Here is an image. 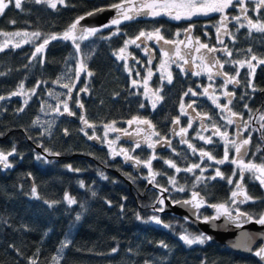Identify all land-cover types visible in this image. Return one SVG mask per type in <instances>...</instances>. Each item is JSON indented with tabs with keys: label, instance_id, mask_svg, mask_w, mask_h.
I'll use <instances>...</instances> for the list:
<instances>
[{
	"label": "trees",
	"instance_id": "1",
	"mask_svg": "<svg viewBox=\"0 0 264 264\" xmlns=\"http://www.w3.org/2000/svg\"><path fill=\"white\" fill-rule=\"evenodd\" d=\"M114 2L118 0H66L67 7L59 5L53 10L28 0L21 9L10 5L0 15V45L5 41L9 45L0 52V73L4 74L0 75V95L6 97L0 100V132L4 133L0 136V149L7 151L15 144L19 153L9 157L12 168H0V264H29L28 258L34 257L38 250L37 264H54L53 256L59 259V264H145L146 261L148 264H264L254 255L244 257L226 246L213 245L208 240L200 245H185L179 239L180 234L186 229L196 235L199 233L183 218L154 211L155 207H159L158 189L168 188L167 192L173 201L183 200L189 194L177 191L176 186L182 187V183L191 189L197 183V176L202 177V182H198L211 185L199 189L209 203L229 205L227 180L219 177L215 180L204 179L215 175L210 164L212 161L201 162L198 151L194 154L186 143H182L180 138H173L171 133L175 117L179 116L181 127H187L191 121L188 116L181 115V102L186 105L196 98L208 100V96L183 95L189 88L197 91V78L173 67L174 63L169 62V68L165 55L168 44L162 41L157 43L144 40L139 48L129 45L124 54L127 56L126 61L118 60L114 55L126 39L135 38L140 31L150 32L160 28L166 39L180 41L183 30L194 23L193 32L197 38L207 33L210 38L213 37L207 43L220 49L227 45L232 51L231 57L223 52L221 62L245 60L250 55L248 49L258 58L264 59V33L254 29L249 31L247 27H232L231 35H228L230 37L225 39L223 45H219L216 41V28L209 23L201 24L203 30L207 26L205 32L201 33V26L195 20L186 23L168 17L137 16L119 25V35H112L116 30L113 26L78 40L79 53L72 40H52L43 54H38L30 62L36 46L42 43L45 36L62 34L77 17L86 16V13L98 8H106ZM25 32H40L41 37L25 42L27 38L23 35H11ZM232 36H235V41ZM16 43L21 46L12 47ZM81 58L94 75L88 77L81 73L79 79H76L75 69ZM41 59L43 63H40ZM164 62L166 67L162 68ZM149 69L153 74L145 88L144 79ZM237 69L240 72V83L239 87L234 86L229 90L235 93L229 107L242 115L247 110L244 105L246 101L258 97L247 87L248 81L251 80V85L257 91L264 90V80L260 79L264 78V65H257L254 78L246 65L240 68L226 63L223 68L229 75H235ZM67 72L71 80L63 81ZM169 72L173 77L171 84L167 82ZM133 80L138 81L136 86H133ZM37 81L45 83L32 95L30 90ZM21 82L27 94L10 96L11 92L18 90ZM217 82L223 91V80ZM63 84L75 85L70 94ZM85 87L87 92L80 91ZM157 89H160L159 95L163 100L153 109V93ZM25 100L28 101L26 106ZM77 101L84 105L82 109L77 106ZM62 102H67L75 115L63 113ZM57 106L59 112L55 111ZM21 107L24 111L17 113L16 110ZM196 109L211 117L209 127H213L215 122L220 131L235 132V127L227 123L225 112H215L218 118L213 121L214 113L209 103L197 104ZM81 116L93 127H87L80 119ZM133 117L146 119L154 126L133 123L135 127L144 130L146 141L155 142L160 137H167L171 141V148L160 153L154 152L157 159L152 161V169L164 174L155 177L151 182L152 187L146 181L150 175L143 164L141 173L135 174L124 165V155H114L124 149L129 155L141 160L152 156L153 151L148 148L146 141L142 143L137 140L140 147L136 148L134 141L120 136L121 132L130 128L128 121ZM44 118L50 121L43 130L41 122ZM106 125L110 127L106 128ZM198 130V125L192 124L186 140L199 150L204 144L197 138ZM154 132H158L160 137L154 135ZM89 136L93 139H89ZM45 149L49 152H45ZM38 154L44 159H36ZM44 154L60 156L61 159L47 158ZM218 154L217 157L221 158V153ZM165 160H172L182 170L177 173L164 163ZM194 163L201 164L206 172L201 173L200 169L183 171ZM68 165L73 170H69ZM170 176L175 178V186L168 182ZM81 182L84 187L80 186ZM33 185L37 188L39 198L31 195ZM66 193L78 203L69 206L64 201ZM45 200L60 203L49 208ZM78 213L81 216L79 221L75 219ZM137 213L142 219H137ZM153 215L159 216L163 223L171 227L144 222ZM3 220H7L8 224H4ZM22 225H26L28 230L22 228ZM65 240L70 241V244L67 248H61V242ZM160 241L169 247L161 248ZM9 244H14L21 254L9 248ZM113 248L117 251L113 252Z\"/></svg>",
	"mask_w": 264,
	"mask_h": 264
},
{
	"label": "snow or ice",
	"instance_id": "2",
	"mask_svg": "<svg viewBox=\"0 0 264 264\" xmlns=\"http://www.w3.org/2000/svg\"><path fill=\"white\" fill-rule=\"evenodd\" d=\"M22 2H28V0H0V15H3L5 10L8 9L10 5L14 6L16 9H21L22 8ZM30 2L37 4V5H40V4L46 5L48 8H51L53 10L57 9L58 4L60 6H64V7L68 6L66 4V0H30ZM249 3L255 4V7L252 9V11H254V12L259 13L261 10H264V0H118V2H114L110 5H108L106 8H98V9H95L91 12L86 13L85 15L86 16H93V15H95L99 12L105 11V10H114L115 15L113 16V18L110 20L109 23L104 24L102 27L111 29L113 26H115L116 30L114 32H112V35H119V34H121V30L119 28V25H121L122 23L127 22V21H132V20L136 19L137 16H141V15L151 16L154 18L159 17V16H168L171 19H174L177 21L182 20V19L191 21L193 19V17H197L200 15L209 16L211 14H219V19L216 21V24H214L212 26L216 28L217 42L219 44L223 45L224 41L222 39H220V36L222 34L231 35V33L228 32V28H227V25L231 21H235L237 24H239L240 28H244L245 26H247L249 31L254 29L257 32L264 33V22H261L260 20H256L254 22L253 19L247 15V12L249 10L247 7V4H249ZM230 8L238 9L239 13L243 16V19L247 21V25H245L244 23H241V15H233L230 18L229 13H228V10ZM84 19H85V16L77 17L62 34H55L54 33V34L45 36L43 38L42 43H40L39 45L36 46L35 51L31 55L30 62H31V60H35L37 58L38 54H41V55L43 54L46 46L50 43V41L57 40V39L72 40V42L75 45L76 52L79 53L80 52V44L77 41L86 39L88 36H94V35H96L97 32L101 31V28H96V27H92V28L80 27V22ZM13 23H14V21H13ZM194 27H195V24L190 23L189 26L183 30L184 33L186 35H188V38H189L188 42L189 43L192 41L190 34H191L192 29ZM238 30L239 29H237V31ZM11 35H13V36L23 35L24 37L27 38L25 40V42H30L31 38L40 39V37H41L40 32H32V33L25 32L23 34L13 33ZM176 35L179 36L180 33L177 32ZM205 35H207V33H205ZM104 38L108 39L110 37H104ZM232 39H233V41H235V36H232ZM144 40H154L157 43L162 41L163 44L173 45L177 52H179V50H180L178 47L179 45L187 46V44L184 40L175 41V40L166 39L165 36L161 33V29L155 28L153 31H150V32L140 31L139 34L135 38L126 39L124 41V45L118 50V52L114 53V55L116 56V58L118 60L126 61L127 56L124 54L126 53V50L128 49L129 45H135L137 48H139V47H141V44L143 43ZM137 41H140V43H137ZM195 44H196L195 51L200 52L201 49H204L206 51L201 54V57H200L201 63L199 65H196L198 70L194 74L195 75H202V74H205V72H206L208 75V79L210 81L213 80L214 76H223L224 77L223 87L225 89H227L228 84L238 85L240 83V80L238 79V77L240 76V72L238 69L236 70L235 75H229L227 72L221 71L224 68V65L226 63H231L234 67L238 65L240 68H243L246 65L247 68L249 69L250 75H253L255 73V69H256L257 65H264V59L258 58L255 54L252 53L251 49L247 50V52L250 55L245 60H230V61L221 62V60L219 58H217L215 55L209 56L208 54H214L216 52L223 51L228 57H231L233 55V53L231 50H229L227 45H225L222 49L216 48L215 46L210 47L207 43H201L198 38L195 40ZM8 46H9L8 41H5V43L3 45H0V52L4 51L5 48ZM20 46L21 45L19 43L12 45V47H17V48ZM145 52L147 54V49H145ZM165 55H168V53L165 52ZM133 59H135V58L133 57ZM179 59L183 60L185 64L188 63V61L185 60L183 56H180ZM253 61H255L256 63L254 64ZM150 62L151 61H149V63ZM173 62L175 63L176 61H173ZM40 63H43V59L40 60ZM25 67H28V65H25ZM125 67H127L126 63H125ZM163 67H166V62L162 63V68ZM177 67H180L181 71H185V69H183V67H181V65L177 64ZM213 69H216V71L213 72ZM81 73L86 74L88 77H91L92 75H94V73L88 69L87 64L84 62L83 58L80 59L78 67L75 69L76 79H79ZM152 74H153L152 71L149 69L148 70V76L145 77V79H144L145 88H147V81L152 76ZM0 75H4V74L0 73ZM137 75H139V72H137ZM58 79H60V78H58ZM172 79H173V77H172L171 73L169 72L167 75V82L169 84H171ZM42 83H45V82L44 81H37L36 85L30 90L32 95L36 94V89L39 88ZM132 84H133V86H136L138 84V81L133 80ZM62 86L67 88L69 91V94H70L72 91V87H74L75 85L74 84L73 85L63 84ZM248 86H250V87L252 86L251 80L248 81ZM211 87H212L211 85H209L208 87H205L203 90V93H198L197 91L193 90L192 88H189L186 92H184L183 95L184 96H189V95H191V96H197V95L208 96V98L212 100V103L217 108H219L221 112L227 111V113L229 114V116L227 118V123L233 124L234 121L231 117H235V116L239 115L238 113L233 112L232 109L229 107V105L232 104V97L235 95V93L225 90L223 92V95L227 98V103L224 105H221L218 102V99H219L218 97H215L214 95H209V89ZM253 90H255V89L253 88ZM80 91L87 92L88 89H87V87H85L83 89H80ZM159 92H160V89H157L153 93V95L155 97V99L153 100V103H152L153 109L156 108L158 102L163 100V97L161 95H159ZM26 94L27 93H25V91H24L23 82H21L18 85V90L11 92L10 96H18V95H26ZM49 95H51V93H49ZM5 99H6L5 96L0 95V100H5ZM241 99H243V97H241ZM27 103H28V101L25 100L24 101L25 106L27 105ZM62 103H63V113H67L68 115H75L74 112L70 111L67 102H62ZM195 103H196V101H192L191 103L187 104V106H185V104L183 102H181V104H180L181 115H188V113L185 111V107L192 108L193 104H195ZM77 106L81 109L84 107V105L82 103H80L79 101H77ZM140 106L142 108L144 107L143 104H141ZM247 107L248 106L245 105V108H247ZM16 111H17V113L23 112L24 108L21 107V108L17 109ZM55 111H57V112L60 111L59 106H57ZM249 111H251V110L249 109ZM63 113H61V114H63ZM200 118L202 120L203 119H211V117H208L207 114H204ZM240 118L243 119L242 115L240 116ZM80 119L83 121V123L87 127H89V128L93 127V125L90 124L87 121V119H85L84 116H81ZM260 119L262 121H264V115H261ZM134 122L140 123V124H145V125H148L149 127H154L150 121H148L146 119L141 120L139 117H133L132 120L128 121V124L132 125ZM173 123L176 125L180 124L179 116L175 117L173 119ZM245 123H247V122H245ZM108 127H110V126L106 125V128H108ZM191 127H192V123H191V121H189L187 127H181L179 129V132L176 134L181 136V142L186 143L188 148L191 149L194 154L197 151H199L201 162H203L204 158H207V160H209V161H215V163L219 164V165H222V164H225L226 162H229L232 164H236L238 167V170H239L238 173L236 171H234L231 176L225 177L224 173L221 172V170L219 168H217L215 170L214 176L207 177L204 179L215 180L217 177H219L221 179H226L228 184H233L234 183L233 177L239 175V179L235 182V189L236 190L232 191V193H231V197H232L231 202L233 204L237 203L236 198L238 196L242 197V199H240V201H239L240 203H245L247 201L253 200V198L251 196H249L246 191H244L243 184L241 183V181L244 178V172L247 171V172H250L253 174L254 178L259 181L261 186H264V164L256 165V164L251 163V162L248 164H245L244 161L241 159V157H243L248 152L247 146L250 144L251 137L249 136L246 139H241L239 141V143H237L236 140H232L229 138V134L227 131L221 132L220 127L217 126L216 123L214 122L213 128L215 129V131H214L213 135H219L224 140V143H225L223 158L216 159L208 151H205L203 149L198 150L192 143H189L187 140H184V138H183L184 135L187 133L188 129ZM261 128H264V124H261ZM112 130L118 131L115 128H112ZM81 131H83V129H81ZM65 134H67V130H65ZM84 134L88 135L87 132H85ZM3 135H4V133L0 132V136H3ZM154 135H156L157 137H160V134L158 132H154ZM238 136H239V133H238ZM262 136H264V133H262ZM28 138L32 139L31 136H29ZM88 138L93 139L92 136H89ZM197 138L204 141L207 144L213 143V140L211 137L206 138L203 135H200L199 133H197ZM146 143H147L148 148H150V149H155V146L157 144H166L169 147H171V141L168 140L167 137H160L155 142L146 141ZM139 147H140V143H136V148H139ZM231 149H234V151L236 153V158L230 159L229 153H230ZM44 151L49 152L48 149H45ZM131 151L134 152L135 149H132ZM173 151H175V150L173 149ZM257 151H259V149H257ZM121 154L124 155L126 161L134 160L136 165L143 164V166L148 169L149 175L152 178L149 181V183L154 181L155 177L157 175H163L164 174V173L154 172L152 169V161L157 159L154 152H153L152 156L146 160H141L139 158L133 157V156L129 155L128 152L124 149H121L120 152L114 153V155H121ZM16 155H19V153L17 152L15 144L12 145L10 150L5 151L3 149H0V168H3V169L12 168L13 164L9 161V157L16 156ZM36 159H44V157H42L41 155L38 154L36 156ZM164 163L167 164L170 168L175 169V171L177 173H179L182 170L172 160H165ZM67 167L69 170H73L71 165H68ZM194 169H200L201 173H203L206 170L205 168L201 167V164L194 163V164L190 165L189 167L183 169V171L193 172ZM100 175L104 179H107V177L103 176V173H100ZM196 179H197V181L202 182L201 176H197ZM168 182L170 184H172L173 186L176 185V180L172 176L168 177ZM80 186L84 187L83 182H81ZM157 187H159V185H157ZM168 190H169L168 188H161L162 192H167ZM176 190L181 191V192L185 191V189L183 187H177ZM92 194L95 195L94 192ZM31 195L33 197L39 198L37 196V188L35 185H33L31 188ZM165 199H166L165 197H158L157 198V204L159 205V207H155L154 211H156V212H163L164 211ZM64 201H66L69 206L75 205L78 203L75 198L70 197L67 193L64 196ZM173 202L177 203V204L191 205V207L193 209H199L205 203L203 198L200 197V194L198 192H193L191 199L184 200V201L174 200ZM44 203L47 204L49 208H53L56 204L60 203V201H47V200H45ZM108 203L111 204L110 201ZM208 206L216 209V215L211 216V217H204L203 220L205 223H209L210 221L218 220V219H220L221 216H225L230 221H235L240 217H245L246 221H252L253 220L252 215L245 213L243 211H240L238 208L236 210V215L234 217L232 211L229 210V207L226 203H220V204L208 205ZM81 207H83V205H81ZM121 211H123V205H121ZM75 219L77 221H79L81 219V216L79 213L76 215ZM137 219H142L138 213H137ZM144 222L145 223H154L156 225H162L165 228L171 227L169 224L163 223V221L160 219V217L156 216V215L149 217L148 220H146ZM254 222L257 224H260V225H264V213H260L258 215V218H256ZM3 223L8 224V221L3 220ZM8 226L10 227L11 225H8ZM21 227L24 228L25 230H28L26 225H22ZM179 239L181 241H183V243L185 245L192 246L194 244H204L207 240H210L211 237L204 235L203 233L198 234V235H193V234L187 233V231H185L183 234L179 235ZM69 244H70V241L65 240V241L61 242V248H67ZM159 246L161 248H164V249H167L169 247V245L167 243H165L164 241H160ZM236 246L240 247L241 245L238 244ZM244 246H247V245L245 244ZM8 247L12 248L14 251H16L18 255L21 254L20 249H18L14 244H9ZM112 251L116 252L117 249L113 248ZM129 251H131V250H129ZM255 254L257 256L261 257V259H264V247H261ZM38 255H39V250L37 251V253L35 254L34 257L28 258L29 264H37ZM52 261L54 262V264H59V259L56 256L52 257ZM145 264H148V262L146 261Z\"/></svg>",
	"mask_w": 264,
	"mask_h": 264
},
{
	"label": "flooded vegetation",
	"instance_id": "3",
	"mask_svg": "<svg viewBox=\"0 0 264 264\" xmlns=\"http://www.w3.org/2000/svg\"><path fill=\"white\" fill-rule=\"evenodd\" d=\"M248 7V12L247 15L253 19V21L255 22L256 20H260L261 22H264V10H261L259 13L252 11V9L255 7L254 3H249L247 4ZM229 13V17L231 18V16L233 15H241L238 11V9L235 8H230L228 10ZM219 19V14H211L209 16H201L198 18H195L193 20H191L192 22L195 20L197 21L196 23L199 24V26H201V24L203 23H209L211 25L216 24V21ZM182 22H186L189 23L191 21H187V20H181ZM241 23H244L245 25H247V21L243 19V16L241 15ZM207 27V26H206ZM204 26V30L202 29V26L200 28L201 33L205 32V28ZM232 27H239V24H237L235 21H231L228 25V32L230 33V28ZM247 27V26H245ZM229 34H222L220 36V39H222L223 41H225V39ZM217 36V35H216ZM213 38V37H212ZM210 38L209 34L205 35L203 34L200 38H198L200 40L201 43H207V41ZM197 39V37H196ZM205 41V42H204ZM217 41V40H216ZM218 43V42H217ZM210 47L213 45H210L209 43H207ZM219 44V43H218ZM222 45V44H219ZM217 48V47H216ZM206 50L201 49L200 52L194 51V55L192 57L191 60H188L186 52L181 51L180 56L186 57L185 60L188 61L187 64H185L183 61H180L177 64H182L181 67H183V69H185L184 73L187 75V73H191L193 75H195L194 73L198 70L196 65H199L201 63L200 57L201 54L204 53ZM223 53V51H219L216 52L214 54H208L209 56L211 55H215L217 58L220 59V56H222L221 54ZM178 57V56H177ZM176 64V66H177ZM181 69V68H180ZM216 69H213V72H215ZM222 72H224V70H221ZM197 78V83H196V90L198 91V93H203V90L205 87H208L209 85H211L212 87L209 89V92H211V95H214L215 97H218V102L223 105L224 102H227V98L223 95V98H220L219 96H217V94L219 95V91H220V85L217 82L218 80H223L224 81V77L223 76H214L213 80H209L208 79V75L205 72V74L202 75H195ZM253 78H254V74H253ZM260 79H262V81L264 80L263 77H260ZM230 86V84L227 85V89H225L224 87L222 88V90H227L228 91V87ZM236 87H239L238 85H235ZM251 89V91L253 92V94H256V96H258L257 98L253 97L248 99L246 101L247 105V110L244 111V113L242 114L243 119L240 118L241 115H237L235 117H231L234 121V123L232 124L233 127H235V132L234 135L233 133H228L229 134V138L232 140H236L237 143H239V141L241 139H246L249 136L251 137V141L250 144L247 146L248 147V152L241 157V159L244 161L245 164L248 163H254L256 165H260V164H264V136H262V133H264L263 129L261 128V124H264V121H262L260 119L261 115H264V90L261 91H257L256 88L253 86H248ZM253 88L255 90H253ZM209 94V95H210ZM201 96H205V95H201ZM233 99V97H232ZM196 103L193 104L194 109H192L190 112H187V107H185V111L188 113V118H190L192 124H197L198 125V132L200 135H203L204 137H211L213 140V143L211 144H207L204 141L201 140V144H204L201 146V149L208 151L211 155H213L216 159H221L223 158V154H224V147H225V143L224 140L219 136V135H213L215 129L213 127H209L208 126V121L209 119H201L200 117L203 116V111H198V109H196L197 104H202V103H209L210 107H211V111L214 113L212 120L216 121L218 117H215V112H221L219 108H217L213 103L212 100L208 98V100L206 99H200V98H196ZM187 106V104L185 105ZM258 107V111L257 110ZM249 109L251 111H249ZM254 111V112H253ZM258 112V113H257ZM199 114V115H198ZM225 115L226 117L229 116V114L227 113V111H225ZM210 117V116H208ZM247 122V123H245ZM181 124V123H180ZM179 124V129L181 128V125ZM131 129V128H130ZM130 129H127L125 132H121L120 136L127 139V135H128V131ZM140 132V127H133V130H131V141H134V143H137V139L139 137H142L143 134H137ZM188 132V131H187ZM224 132V131H221ZM127 133V134H126ZM210 133V134H209ZM239 133V136H238ZM180 136V135H178ZM187 133L184 135V140L186 139ZM181 137V136H180ZM163 146H156L154 149V152L160 153L165 149H169L170 147L166 144H162ZM257 149H259V151H257ZM221 153V158L217 157L219 156L218 153ZM199 154V151H198ZM230 159L232 158H236V153L234 151V149L230 150ZM201 159V158H200ZM204 161V160H203ZM213 170H216L217 168H219L221 170V172H224L225 177L231 176L232 173L234 171H236L238 173V167L236 164H232L229 162H226L225 164L219 165L216 164L215 161H212V163H210ZM212 171V170H211ZM215 173V171H213ZM258 174V173H257ZM239 179V175L233 177V184H228L226 182L227 188H228V197H227V202L229 203L228 206H230V210L232 211L233 215H236V210L237 208L240 211H243L245 213H248L250 215L253 216V220L252 221H248L246 223H241L239 224V226H244V225H248L251 223H255V219L258 218V215L260 213H264V199L261 200V196H263L264 198V186H261L259 181L256 180L253 176L252 173L245 171L244 172V178L241 181V183L243 184V189L244 191L247 192V194L249 196H251L253 198V200L247 201L245 203H240V199H242L241 196H238L236 198L237 203L233 204L232 201V197H231V193L232 191L236 190L235 189V182ZM210 187L211 185H204V187ZM213 191V190H212ZM195 192H199V191H195ZM215 192V191H214ZM201 193V192H199ZM205 198L206 196L204 195V193H201ZM192 193L188 196V198L184 199V200H188L191 197ZM206 200L208 201V199L206 198ZM213 211H210L209 209H204V210H199L198 213V217L200 219L203 220L204 217H211L209 214H212ZM216 211L213 212V214L215 215ZM212 215V216H214ZM257 224V223H256ZM260 225V224H258ZM261 226V225H260ZM210 241V240H209ZM264 247V241H258L256 246L254 247L253 251H252V255L250 256H256L259 260L260 257L257 256L255 253L261 248ZM230 249V248H229ZM244 256V255H243ZM244 257H248V256H244ZM261 261V260H260ZM263 262V261H261ZM264 263V262H263Z\"/></svg>",
	"mask_w": 264,
	"mask_h": 264
},
{
	"label": "water",
	"instance_id": "4",
	"mask_svg": "<svg viewBox=\"0 0 264 264\" xmlns=\"http://www.w3.org/2000/svg\"><path fill=\"white\" fill-rule=\"evenodd\" d=\"M26 2H22L24 5ZM115 15L114 10H105L99 12L93 16H85V19L80 22V27L83 28H103L104 24L110 22V20ZM192 41L188 42V35L185 34L184 41L187 46L182 45L181 49L186 52L188 60H191L194 51H195V36L193 31L191 32ZM176 129L173 128V132ZM41 150V148H38ZM55 160H60V156H53ZM126 165L128 168L134 169L136 172L141 170V165H136L134 160L126 161ZM117 173V172H116ZM118 174V173H117ZM120 175V174H119ZM163 197H165V212L174 214L176 216L187 219L193 228L197 231L210 236L211 243L215 245H225L229 246L230 249L236 251L244 256L252 255V251L256 246L258 241H264V225H258L256 223H251L244 226H239L241 223H246L245 217H240L235 221L228 220L225 216H222L220 219L215 221H210L209 223H205L201 219L198 218L197 212L199 210L210 209L213 212L216 211L215 208L209 207L205 198L200 195V197L204 200V205L199 209H193L191 205H183V204H174L171 200L168 199L167 194L163 193ZM192 198V197H191ZM190 198V199H191ZM234 216V215H233ZM235 217V216H234ZM247 234V235H246ZM240 244V247L236 245ZM247 246H244V245ZM260 260L264 262V259Z\"/></svg>",
	"mask_w": 264,
	"mask_h": 264
},
{
	"label": "rangeland",
	"instance_id": "5",
	"mask_svg": "<svg viewBox=\"0 0 264 264\" xmlns=\"http://www.w3.org/2000/svg\"><path fill=\"white\" fill-rule=\"evenodd\" d=\"M58 6H59V4H58ZM201 16H204V15H200V16H197V17H193V19H195V18H198V17H201ZM151 17V16H150ZM159 17H168V16H159ZM152 18H154V17H152ZM169 19H171L170 17H168ZM192 19V20H193ZM172 20H174V19H172ZM183 20V19H182ZM175 21H177V20H175ZM180 22H182L181 20H179ZM188 21V20H187ZM215 31H216V29H215ZM185 33H183V35H184ZM182 35V36H183ZM216 35H217V33H216ZM179 47V46H178ZM166 48L168 49V51H169V53H171V54H169V56L167 55V57H168V66H169V68H171V65H169V62L170 63H174L173 61H176L174 64H177L179 61H180V59H179V53H180V50H179V52H177L176 51V49L174 48V46L173 45H168V46H166ZM180 49V48H179ZM178 56V57H177ZM184 59H186V57H184ZM183 60H181L180 62H182ZM184 62V61H183ZM183 64V63H182ZM182 64H180V65H182ZM173 67H177V66H173ZM178 68H180V67H178ZM71 79H70V76H69V72H67L66 73V76L63 78V81H70ZM63 81H62V83H63ZM235 85H233V84H230V86L228 87V91L229 90H231V89H233V87H234ZM225 90H223V91H219V95L217 94V96H219L220 98H223V92H224ZM211 92H209V94H210ZM211 95V94H210ZM224 99V98H223ZM227 102H224L223 104H226ZM192 109H194V106L192 107V108H187V112H190ZM191 113V112H190ZM49 121H50V119H46V118H44L43 120H42V122H41V129H46L47 127H48V125H49ZM142 133H144V132H142ZM128 134H131V131H128ZM132 140V139H131ZM200 140V139H199ZM142 141H146V138L145 137H143V139H142ZM199 155V154H198ZM204 160H207V158H204ZM208 162H210L209 160H207ZM147 169V168H146ZM148 170V169H147ZM206 172V171H205ZM147 176V175H146ZM148 177V176H147ZM149 177H151V176H149ZM149 177L146 179V181H150V179H149ZM197 181V180H196ZM180 184V183H179ZM182 187H184V189H185V191H183V193L184 194H191L192 192H195V191H199V192H201L199 189L203 186L204 187V183H200V182H198L197 181V183H194L193 185H192V187H191V189H189V188H187V185L185 186L184 184H180ZM173 187V186H172ZM176 188H177V186H176ZM202 193V192H201ZM228 207H230V206H228ZM229 210H230V208H229ZM231 211V210H230ZM210 216H212V215H214L213 213L212 214H209ZM215 215H216V213H215ZM156 225V224H155ZM190 229H186V231H187V233H191V234H193V235H196L194 232H191V231H189ZM194 245H200V244H194ZM193 246V245H192Z\"/></svg>",
	"mask_w": 264,
	"mask_h": 264
}]
</instances>
